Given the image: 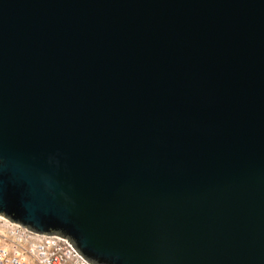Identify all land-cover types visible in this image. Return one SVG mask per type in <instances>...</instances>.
<instances>
[{
  "label": "water",
  "instance_id": "1",
  "mask_svg": "<svg viewBox=\"0 0 264 264\" xmlns=\"http://www.w3.org/2000/svg\"><path fill=\"white\" fill-rule=\"evenodd\" d=\"M0 216L92 264H264V0H0Z\"/></svg>",
  "mask_w": 264,
  "mask_h": 264
},
{
  "label": "built area",
  "instance_id": "2",
  "mask_svg": "<svg viewBox=\"0 0 264 264\" xmlns=\"http://www.w3.org/2000/svg\"><path fill=\"white\" fill-rule=\"evenodd\" d=\"M18 250H26V264H92L58 236L35 232L0 216V264H18Z\"/></svg>",
  "mask_w": 264,
  "mask_h": 264
},
{
  "label": "bare ground",
  "instance_id": "3",
  "mask_svg": "<svg viewBox=\"0 0 264 264\" xmlns=\"http://www.w3.org/2000/svg\"><path fill=\"white\" fill-rule=\"evenodd\" d=\"M18 264H26V250H18Z\"/></svg>",
  "mask_w": 264,
  "mask_h": 264
}]
</instances>
